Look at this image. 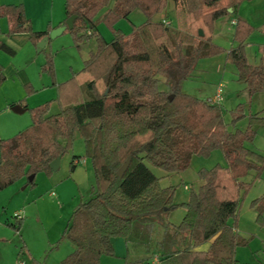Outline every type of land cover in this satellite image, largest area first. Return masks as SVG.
Wrapping results in <instances>:
<instances>
[{"label": "trees", "instance_id": "trees-1", "mask_svg": "<svg viewBox=\"0 0 264 264\" xmlns=\"http://www.w3.org/2000/svg\"><path fill=\"white\" fill-rule=\"evenodd\" d=\"M243 1L173 0L175 28L154 19L169 0L64 1L63 24L76 16L73 27L66 30L78 44L95 37L96 49L81 70L57 85L58 112L48 113L49 101L29 107L31 124L0 139V191L24 177L34 184L36 174L52 172L50 163L71 148L77 135L83 140L84 155L73 156L70 167L73 170L76 161L87 158L95 185L92 196L74 209L59 239L72 244L61 264H99L102 255H114V237L130 243L135 226L137 243L132 247L144 249L147 255L126 257L123 264H152L154 259L155 264H238L236 248L247 242L237 231L236 216L252 184L243 178L250 171H255V178L264 169V151H254L245 143L255 138L254 127L264 124V114L250 113L244 130L231 129L222 102L212 104L185 93L182 82L191 77L200 58L224 51L212 42V32L219 18L232 13L236 44L226 58L250 95L263 90L264 62L261 58L251 64L246 53L253 27L237 15ZM103 7L101 20L113 31L109 41L95 19ZM136 8L144 13V22L134 25L129 34L114 27ZM3 17L9 22L8 35L27 32L34 46L49 33L32 29L22 3H0ZM0 49L11 52L1 40ZM258 51L263 56L264 45ZM42 69L53 75L51 54ZM156 76L165 79L166 90L158 87ZM4 79L0 66V85ZM243 109L238 104L231 111L232 127L245 116ZM216 149L222 150L227 164L200 169L202 183L190 188L185 202H174V186L162 187L149 166L179 173L193 155L207 156ZM129 156L130 163L119 177L116 172ZM251 205L257 209V222L264 224V194ZM178 206L185 213L174 224L169 214ZM13 218L5 224L19 231L23 216L16 212Z\"/></svg>", "mask_w": 264, "mask_h": 264}, {"label": "rangeland", "instance_id": "rangeland-1", "mask_svg": "<svg viewBox=\"0 0 264 264\" xmlns=\"http://www.w3.org/2000/svg\"><path fill=\"white\" fill-rule=\"evenodd\" d=\"M65 0H0L2 4H23L25 15L30 18L35 28H45L49 33L59 27L65 18L64 14ZM253 6V4H251ZM250 4H243V7L249 11ZM262 10H254V19L258 25L253 26V31L249 35L246 45L248 62L258 64L260 59L264 62V55L259 53L258 49L264 44V2L261 5ZM252 10V8H250ZM105 7L101 8L96 16L100 34L107 41L113 37L112 28L101 20ZM252 13V12H251ZM250 13V14H251ZM232 13L219 18L214 25L212 32V42L221 46L224 51L215 56L200 58L192 72L191 77L182 82V91L190 95L206 99L210 96L216 86L222 83L224 87V99L222 101V110L224 120L231 129L239 128L244 130L248 124L250 113L264 114V87L263 90L252 95L245 89L244 82L238 80L235 67L231 61L227 60V51L232 45H235L233 34L235 25L230 20L234 17ZM165 17L171 22V26H176V13L173 0H169L168 6L160 14L154 16L155 20ZM146 19L144 13L138 8L134 9L128 19H120L114 25L123 33L132 32L134 25L141 24ZM7 18L4 17L0 25V34H7ZM61 26V25H60ZM259 26V27H258ZM44 29V30H45ZM48 33V34H49ZM30 43H32L30 41ZM97 43L95 37H89L81 43H76L69 30L48 40L44 50L37 52L34 48V54L29 63L30 67H37L45 74L43 79L50 82V86L55 87L65 82L84 66V61L89 57V53L96 49ZM35 47V46H34ZM19 57L23 60L21 52ZM51 54L53 59V75L42 69V64L46 57ZM8 55V54H6ZM25 59V57H24ZM37 59V60H36ZM17 60V58H16ZM42 61V64L39 65ZM158 87L166 90L165 79L156 76ZM26 89V88H25ZM25 92V90H24ZM30 94L26 89L25 95ZM37 92L31 91L32 96ZM24 95V96H25ZM50 102L48 113L53 114L61 109L59 102L54 94H45ZM54 99H50L53 98ZM45 102V101H43ZM43 104V103H42ZM238 104H242L243 114L235 127L229 124L231 121V111ZM27 114L30 115L29 111ZM256 136L252 141L245 145L257 152L264 151V124H257ZM84 155V144L80 136L73 140L71 148L61 157L58 168L50 174L38 173L34 177V184L28 182L27 178H21L0 191V264H59L58 257L67 250L72 249V244L66 238L60 237L66 224L79 202L92 196L95 185V175L87 158H82L76 163L73 170L70 167V161L73 156ZM216 164L226 165L227 162L221 149L213 150L207 156L193 155L190 165L179 173L167 174L162 169L150 166L152 171L160 177V185L174 186L173 200L176 203L185 202L189 198L190 188L197 189L202 183L199 179L198 171L200 169H209ZM255 171H250L244 178V181L251 182L249 190L243 195L237 216V231L241 238L246 239V244L236 248V258L238 264H264V224H259L256 220L257 209L251 205L252 201L264 194V169L259 176L255 177ZM184 185L190 186L185 189ZM53 192V194H51ZM21 210L23 221L19 231L8 227L5 222L11 220L15 215V210ZM185 209L181 206L176 207L170 212V220L178 224ZM137 229L136 226L134 228ZM132 235L127 248L130 250V257L136 258L143 256V250H137L132 247L137 242V236ZM140 238V233L138 234ZM115 238V237H114ZM121 248L117 253L114 251L113 258L122 260L126 254L124 237L117 238ZM114 247V245H113ZM119 247V246H118ZM135 251V252H134ZM119 254V255H118Z\"/></svg>", "mask_w": 264, "mask_h": 264}, {"label": "crops", "instance_id": "crops-1", "mask_svg": "<svg viewBox=\"0 0 264 264\" xmlns=\"http://www.w3.org/2000/svg\"><path fill=\"white\" fill-rule=\"evenodd\" d=\"M263 2L264 0H245L238 7L237 15L245 18L248 21V23L252 25V27L256 26L258 25L256 24L258 22H256L257 20L254 19L253 13L254 10L255 11L262 10L261 5ZM244 3L250 4V6L251 4H253V6L249 7V11H251L252 13L248 12L246 7L245 8L243 7ZM250 8H252V10ZM3 19L4 17L0 18V25H2ZM235 20L236 18L233 17L230 20L231 24L234 25L235 23H233L232 21ZM60 25H62V23H59L57 26ZM7 27L9 28L8 21H7ZM32 29L35 31H42L45 28L44 29L35 28L32 24ZM0 40L11 50V52H7L5 50L0 49V66L2 73L5 76L3 83L0 85V139H6L14 136L19 131L25 129L31 124V117L30 115L27 114L28 111L27 109L29 107H35L37 105L44 103L43 101L45 102L48 101L46 99L47 96L45 94L47 92L48 94H54V92H56L57 95V91H55L56 90L55 87L50 86V82H48L47 79H43V76H45V74L42 73L40 69H37V67L29 66L31 58L33 57L34 54V48H37L36 46L34 47L32 43H30L29 33L19 32V33L6 35L5 32H2L0 34ZM19 52L23 53L22 54L23 60L21 58V55L19 57L20 54ZM41 64L42 61L39 65ZM25 88L28 91H30V94L25 95L26 92ZM31 91L37 92V94H35L36 96H32ZM50 99H54V97ZM17 105L22 107L23 110L22 111L18 110V112L13 111L12 108L16 107ZM51 194H53V192ZM15 211L21 213L20 209ZM169 220H170V216H169ZM154 236H155L154 238H156L157 234H155ZM117 238L118 237L112 239L115 253H117L118 248H121V245L118 243L119 241H116L118 240ZM124 243L126 247L125 250L126 254H124L125 256L122 260L113 258L112 256L102 255L99 264H123L125 262V258L130 257V253H129L130 250L127 248L128 246L125 238H124ZM139 249L134 248L136 252ZM71 250L72 249L70 248V250L65 251L63 255H60L58 257L59 264H61V260ZM140 250H143L144 252L143 256L147 255L144 249H140ZM33 264H35V261L33 262ZM43 264H47V263L45 262Z\"/></svg>", "mask_w": 264, "mask_h": 264}, {"label": "water", "instance_id": "water-1", "mask_svg": "<svg viewBox=\"0 0 264 264\" xmlns=\"http://www.w3.org/2000/svg\"><path fill=\"white\" fill-rule=\"evenodd\" d=\"M75 15H71L68 18H66L65 23L55 29H53L48 35L44 36L36 45L37 47V52L41 51L44 46L46 45V43L48 42L49 39L54 38L56 35L61 34L62 32H64L66 29H71L73 27V22L75 19ZM199 35H203V32L201 30H199ZM13 111L18 112V110H23L22 107L20 106H16L12 108ZM60 157L54 159L51 163H50V167L52 169V171H55L58 168V165L60 163ZM131 160V156H129L125 162L120 166V168L117 170L116 174L121 177L124 172L126 171L129 163Z\"/></svg>", "mask_w": 264, "mask_h": 264}, {"label": "built area", "instance_id": "built-area-1", "mask_svg": "<svg viewBox=\"0 0 264 264\" xmlns=\"http://www.w3.org/2000/svg\"><path fill=\"white\" fill-rule=\"evenodd\" d=\"M161 21H162L165 25H170V24H171V22L168 21L165 17H162ZM232 22L235 23V21H232ZM223 99H224V87H223L222 83H219V84L216 86V88H215L213 94H212L211 96L207 97L206 100H207L209 103H212V104H219V103H221V102L223 101ZM77 162H78V161H76V163H77ZM189 187H190V186H188V185H184V188H185V189H189ZM155 263H156V259H154V260L152 261V264H155Z\"/></svg>", "mask_w": 264, "mask_h": 264}]
</instances>
